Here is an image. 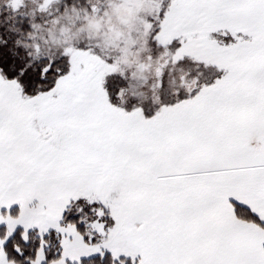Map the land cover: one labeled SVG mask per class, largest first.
<instances>
[{
  "label": "snow or ice",
  "instance_id": "snow-or-ice-1",
  "mask_svg": "<svg viewBox=\"0 0 264 264\" xmlns=\"http://www.w3.org/2000/svg\"><path fill=\"white\" fill-rule=\"evenodd\" d=\"M31 4L0 0V264H264V0H161L149 101Z\"/></svg>",
  "mask_w": 264,
  "mask_h": 264
},
{
  "label": "rangeland",
  "instance_id": "rangeland-1",
  "mask_svg": "<svg viewBox=\"0 0 264 264\" xmlns=\"http://www.w3.org/2000/svg\"><path fill=\"white\" fill-rule=\"evenodd\" d=\"M160 3L161 0H112L107 5L106 11L89 16L87 34L85 33L86 36L96 38L97 42L100 41V47L102 46L107 52L116 54L117 57H106L112 59L113 63L117 65V73L122 72L126 67L129 70L131 67L135 69L138 73L137 79L140 81V87L142 88L141 93H143V96L141 98L145 101L152 99L151 90L153 85L158 83V70L163 67L164 54L159 52L156 55H152L146 50V46L143 43V32L146 30V24L143 18L147 15V12H154ZM68 18H71V16H66L62 20ZM141 28L143 31L140 30ZM63 29L65 28L62 27L54 33V36H50L48 43L53 48L57 47V45H62L65 39L72 42L73 36L77 37L76 33L69 29H67V36L61 35ZM83 30L85 29H80L78 32L80 33ZM125 33H128L127 36ZM79 40L83 41L85 39L79 38ZM137 44L138 47L136 46ZM133 48H136L135 52H131ZM131 53L134 55L133 60L128 58L131 57ZM190 71H196V69L168 67V90L175 93L180 88L186 87L187 84L191 83V79H195V77L190 79L188 75ZM182 76L184 77L183 80H181Z\"/></svg>",
  "mask_w": 264,
  "mask_h": 264
},
{
  "label": "trees",
  "instance_id": "trees-1",
  "mask_svg": "<svg viewBox=\"0 0 264 264\" xmlns=\"http://www.w3.org/2000/svg\"><path fill=\"white\" fill-rule=\"evenodd\" d=\"M110 1L112 0H61L62 5H66V7H62L60 11L54 13V15L52 16L51 19H49L47 21L46 24L41 23L40 21H37V23L39 24L40 28L42 29L44 35L47 36L48 40H50V36H54V33L58 30H60L62 27H64L65 29H69L73 32H75L77 35V37L73 36V41L72 42H83V43H88L91 44L101 56H113V57H117L116 54L107 52L101 45L100 41H96V38L90 37V36H86L85 33L87 34V26H88V20L90 19L89 16L92 14H96V13H103L104 11L107 10L108 8V4L110 3ZM29 3V11L32 8V4H31V0H28ZM92 9H95V11H92ZM154 12H147L143 18V21L145 24H147L150 20V18L152 17ZM62 16V17H61ZM66 16H71V18H68L66 20H62L64 19ZM60 17H61V21H60ZM67 22V23H65ZM55 24V25H54ZM144 27V26H142ZM80 29H85L83 31H81L80 33L78 32V30ZM49 30V31H48ZM141 31L142 28L140 29ZM90 31V30H89ZM90 33V32H89ZM128 33H125V35L127 36ZM143 40H144V44L146 46V50L148 51V53L152 54V55H156L157 53H159L158 51H155L152 49L149 40H148V36H147V32L146 30L143 32ZM79 38H83L85 40L80 41ZM141 44V43H139ZM138 47V44L136 45ZM109 50V49H107ZM136 48H133V50H131V52H135ZM131 57L130 60H133L132 58H134L133 53L130 54ZM183 68H187V67H183ZM189 69V68H188ZM191 69V68H190ZM195 71H190V73H188V75L190 77H194L191 76V73H193ZM120 77H122L123 79H125L127 81V83L130 86V91H134L137 94H140L142 91V88L140 87V81H138L137 76L138 73L135 71V69L133 67L130 68V70L128 69V67L125 68V70H123L120 73H117ZM170 91V90H169ZM172 92V91H170Z\"/></svg>",
  "mask_w": 264,
  "mask_h": 264
}]
</instances>
